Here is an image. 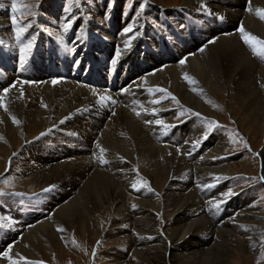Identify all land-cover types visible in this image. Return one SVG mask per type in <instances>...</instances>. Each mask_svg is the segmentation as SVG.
Returning a JSON list of instances; mask_svg holds the SVG:
<instances>
[{
  "label": "bare ground",
  "instance_id": "bare-ground-1",
  "mask_svg": "<svg viewBox=\"0 0 264 264\" xmlns=\"http://www.w3.org/2000/svg\"><path fill=\"white\" fill-rule=\"evenodd\" d=\"M152 1L167 5L158 0ZM176 1L185 8L209 2L213 22L216 23L221 14L227 23L224 30L211 32L207 42L201 44L203 51L196 46L189 48L188 53H183L180 57H185L182 59L184 64L178 62L177 52L170 53L167 48L169 43L159 36L162 48L153 47L144 57L145 63L139 68L135 67L133 76L128 70L132 60L126 57L127 61H121L111 57L110 53L112 48L124 47L129 38V32L122 31L126 20L121 10L117 12L118 9H115L110 20L104 22L106 27L99 26L100 19L93 18L91 24H88L100 44L95 42L93 46L88 37L85 38L84 30L70 36V39L75 37L82 41L81 44L72 43L69 54L65 56L72 61L70 68L64 64L63 59L60 64L55 63V58L47 53L45 64L39 62V67L38 62L33 60L31 65L21 69L17 67L15 59L10 62L6 56L5 50L10 52L9 48L1 49L0 86L16 83L20 78L24 80L16 83L23 84L22 90L19 91L20 88L14 85L13 90H8L4 96L0 93V167L5 165L6 159L12 158L20 164L19 174L32 183L36 191L54 185H57V191L43 208V211H48L47 215L32 214L24 222L16 215L12 217L13 220L9 219L11 223H7L8 232L0 236L1 251L8 255L0 258V264L10 263L19 255L38 259L35 252L40 237L64 245V226L70 227L73 224L77 227L78 219L83 225H88L90 218L97 212L116 211V215L120 216L128 209L132 198L144 210L127 214L124 224L130 226L129 231L128 226L122 222L112 223L114 230L119 232L117 241H127L130 252L127 257H115L113 264H124L127 258L129 264H140L145 255L153 253L167 240L174 242L170 254L174 260L183 264L202 263L206 260L203 241L232 239L238 229L233 219H228L233 215H229L222 225H216L218 217L228 213L218 212L221 207L224 208V205L216 207L219 205V192L215 193L218 194L216 196H210L216 186L213 184L208 187L214 182L208 178L209 175L227 172L223 164L215 163V157L223 156L228 143L225 138L213 134L206 138L208 131L201 124H194L193 127L190 124L195 122L192 121L182 124L184 121L178 118L179 114L174 109L177 106L187 107L202 115L214 116L211 96L221 101L219 93L227 92L231 93L247 114H257L255 122L260 124V119L264 118V58L255 55L252 47L244 42L240 28L264 40V20L255 12L256 9L264 10V0H250L249 5L247 0ZM0 11L3 12L4 7L0 6ZM135 24L139 26L140 21L138 24L135 20ZM0 31L4 33L1 22ZM184 46V43H179L177 48L182 50ZM126 54L122 53V57ZM153 57L154 60H151ZM113 61H116L115 64ZM153 61L156 67L151 63ZM62 70L66 73L67 81L64 83L62 80L64 84H61L58 80L54 85L53 78L64 77L60 72ZM113 70L116 71L115 79L111 77ZM94 75L99 76L98 81L92 77ZM131 76L134 78L128 82ZM36 77H43V82L39 86L37 83V87H31L29 83ZM123 82L124 86H128L126 91L122 90ZM95 86L105 89V94L99 95V98H104L102 102L117 98V106L112 109L99 108L98 95L93 88ZM169 93L175 100L168 99ZM80 108L83 111L88 109L89 112L80 117L77 114L78 117L70 121L66 130L63 126L67 135L60 137V140L54 139L51 147H46V143L44 148L39 149V153L33 149L20 152L19 158L12 156L23 142L56 126L60 120ZM158 120L163 123L157 124ZM165 125L173 126L174 130L171 128L172 132L168 133L170 127L165 128ZM194 143L196 145L192 147ZM201 143L202 149L196 153ZM58 149H61L60 152H57ZM188 154L192 156L187 158ZM101 159L106 162L101 163ZM136 168L155 184L161 182L158 193L163 190L167 203L164 205L165 210L169 213L168 209L172 208L169 232L162 233L156 220L158 211H161V204L154 199L157 196L142 192L136 195L137 182H141L140 177L137 178ZM180 178L186 182H175V179ZM224 189L220 192L221 198L226 194V186ZM237 203L231 205L239 207L242 204L246 207V213L251 211L243 201ZM151 235L158 236L151 239Z\"/></svg>",
  "mask_w": 264,
  "mask_h": 264
},
{
  "label": "rangeland",
  "instance_id": "rangeland-1",
  "mask_svg": "<svg viewBox=\"0 0 264 264\" xmlns=\"http://www.w3.org/2000/svg\"><path fill=\"white\" fill-rule=\"evenodd\" d=\"M158 1L163 5H167L162 6L152 0H17L18 12L16 14V19L18 24L28 25L21 40L17 41L11 22V0H0V6L4 7V11H0V22L4 27V33L0 31V33L2 32L0 34V51L1 49L5 50L9 48L8 50L10 52L5 50L6 56L9 58L10 62H14L15 59L17 67L20 68V48L28 43L30 39L34 38L31 52L27 54V61L24 67L31 65L33 60L37 61L40 67L46 63V54L49 53L52 55L51 57L55 58V63L59 62L57 64H60V61L64 60V64L70 68V62L72 61L71 59L67 60L65 56L68 51L71 50L72 43L80 42L81 44L82 42L80 38L75 39V37H71L70 39V36L73 33L76 34L78 31L84 30L85 38L88 37V41L93 46L100 44L99 40H97L93 34V28H88V24H91L90 21L94 18L101 20L99 26L106 27L104 22L110 20L114 15L115 9H118L117 12L120 13L121 10V15H124V21L126 20L124 23L125 27L122 31L124 30L123 32H126L128 28H131L132 31L129 32L126 45L124 47L112 48L110 53L111 57L119 58L121 61L124 59L127 61L130 58L132 61L129 64L128 70L134 76L136 68H139L140 65L145 63L144 57L152 51V48H162V44L159 42V36L163 37V39L169 43L167 48L170 53L175 54V51L177 52V59L178 62H180L185 58L180 56L183 53H188L189 48L199 46L198 49H201L203 47L201 44L207 42L213 30H224L225 27H227L226 18L221 14L217 17V19L219 18L218 21L216 23L213 22V19H211L212 13L209 2L204 1L205 3H197L195 7L185 8L179 6L180 4L176 0ZM246 2H249L248 5L250 4V0ZM141 7L143 11H141ZM125 17L127 19H125ZM129 17L132 19L129 20ZM141 18H143V20ZM135 20L138 24L140 21L139 26L135 24ZM141 21H144V23L142 24ZM66 23L71 24L68 32L63 31ZM179 43L185 44L182 50H178L177 48ZM130 48L131 50L128 51ZM126 52L128 54L122 57V53ZM151 60H154V57ZM39 62H43V64L41 63L40 65ZM90 62L94 64L93 61ZM66 63H68V65ZM151 63L154 67L157 66L155 61ZM118 65L121 66V63L118 62ZM119 66L116 67V70H118ZM98 67H100V64ZM44 69L46 70L45 67ZM60 72L62 75L64 74V77L60 76V78H53V80H60L59 82L64 84L67 81L65 77L66 73L63 70ZM115 75L116 71L113 70L111 77L115 79ZM92 77L97 81L99 79L98 75ZM36 78L30 83H27H29L31 87H37V83L39 86L43 82V77ZM129 78L128 82L134 77L132 78L131 76ZM19 80L22 82L24 79L20 78ZM20 81H16V83ZM16 83H7L3 84L4 86H0L1 95L4 96L8 90H13L14 85H17L16 87L18 89L20 88L19 91L22 90L23 84ZM124 85L125 83L123 82L121 87H124L122 90L126 91L128 86ZM93 88L98 95L97 106L99 108L112 109L117 106V98H111L110 101L102 102L104 98H99V95L100 93L105 94L103 91L105 89H101L100 87L97 88L96 86ZM5 89H7V91H4ZM168 97V99L173 100L172 97L174 96L169 93ZM219 98L221 101L213 96L210 98L212 110L215 113L214 116L202 115V113L198 111H193L187 107L181 106H177L174 110H177L179 114L178 118H182V121H184L182 124L192 121L195 122L190 124L192 127L194 124L196 126L199 124L203 125L205 131H208L206 138L210 137L208 135L213 134L226 139L228 145L224 148V154L223 156L220 155L215 157V163L223 164L222 166L226 167L227 172H216V174L208 176L209 179L211 178V180L214 181L211 185L214 184V186H216L210 196L219 194V206L224 205V208L221 207L218 212L222 211L221 213H228L224 217L221 215L218 219L216 218L217 221H219L216 225L220 226L225 220L230 218L231 220L233 219L232 222H235L234 224H236L238 229L236 228L237 230L233 234L231 240L218 238L217 240L214 239V242L206 241L204 243L203 241L202 249L203 252L206 250V260L202 263L193 262L187 264H264V118L260 119V124H257L255 122L257 114H247L237 103L236 99L232 98L231 93L220 92ZM165 99L167 100V98ZM185 109L190 111H185ZM85 112L88 113V109L83 111V109L80 108L70 113L68 115L69 117L67 116V118L65 117L66 119H62L63 121L60 120L56 126L54 125L44 131L45 133L41 132L34 139L23 142L21 147L18 150L16 149L17 152L12 156H14V158H19L20 152H28L33 149L36 153H39V149L44 148L46 143V147H51L55 140H60L67 135V131L65 132V130L67 125L70 124V121L73 122L75 117L84 116ZM63 126L65 127L63 128ZM171 128L173 129L174 127H170L167 130L168 133L172 132L170 131L172 130ZM59 129L62 130L60 131ZM59 132L63 133L58 135ZM195 139L197 140L196 137ZM41 145L44 146L41 147ZM194 145H196V143H194L192 147ZM37 146H40V148L37 149ZM29 147L33 148L31 149ZM201 149L202 143L197 146L196 153ZM60 150L61 149H58L57 152H60ZM191 156L192 154L186 155L187 158ZM137 169L138 168H136L137 178L140 177L141 182H137L138 186L135 188L136 195L142 192L144 194L150 193L149 195L154 194V197L157 196L154 199L161 204V208H158L161 211H158L156 220L159 222L162 233L166 231L169 232L168 224H170L172 220L170 214L172 208H167L169 213L165 210L166 207L164 205L167 203L163 196V190L158 193V186L161 185V182L159 181L155 184V182L147 179L148 177L144 176L143 173ZM19 171L20 164L12 158L6 159L5 165L0 167V236L8 232L7 223L14 215L21 218V222H24L26 218L32 214L39 215L45 213V215H47L48 211H43V208L46 207L47 201L49 202L57 191V185L45 188L49 189V191H44L45 189L36 191L33 184L27 182L26 179L19 174ZM175 182L183 184L186 180L180 178V180L175 179ZM225 186L226 194L231 192L232 195L229 196L225 194L224 197L221 198L220 192L225 190ZM216 192L219 193L215 194ZM213 199L214 198L210 200L212 201ZM239 201H243L246 206H249L251 211L246 213L244 211L246 207L242 204L239 205V207L237 205H231L234 202L239 203ZM140 209L144 210L143 207L137 204L132 198L128 204V209L120 216L116 215V211L97 212L90 218L88 225H83L82 221L78 219L76 222L78 224L77 227L73 224H71V228L68 226L63 227L62 232L65 238L64 245L60 246L57 241L42 236L39 238V244L35 252L38 259H28L19 255L16 259L12 260L13 263L5 262V264H113L112 261L115 257L119 255L127 257L130 252L127 241L123 239L117 241V234L119 232L116 229L114 230L112 223L122 222L124 226H128L127 230L129 231L130 226L126 223L124 224L128 217L127 214L130 212H138ZM1 210L5 211L1 212ZM231 214L233 216L228 217ZM246 214L248 215L245 216ZM48 215L50 216L51 213ZM161 232L160 234H162ZM154 236L158 235H151V239L155 238ZM162 238L164 240L165 236ZM173 243L169 240L162 243V246L154 249L153 253L145 255L140 264H183L171 258L170 254ZM2 254L3 251H1L0 247V258L4 256V254ZM125 261L124 264H129V258L125 259Z\"/></svg>",
  "mask_w": 264,
  "mask_h": 264
},
{
  "label": "snow or ice",
  "instance_id": "snow-or-ice-1",
  "mask_svg": "<svg viewBox=\"0 0 264 264\" xmlns=\"http://www.w3.org/2000/svg\"><path fill=\"white\" fill-rule=\"evenodd\" d=\"M141 11H143V8L141 7ZM249 11H251V7H249ZM11 12H12V16H11V22L13 25V31L15 32V38L17 41H20L22 36L24 35L26 28L28 27V25H22V24H18V21L16 19V14L18 12V8H17V0H11ZM256 14L259 16L260 19L264 20V10L262 9H256L255 10ZM71 27L70 23H66L64 26V32H68L69 28ZM127 32L132 31L131 28L126 29ZM240 32L242 33V38L244 39V42L246 44H249L250 47H252V50L254 52V54L256 55H260L262 56V58H264V40H259L258 38H256L255 36H252L248 33L244 32L243 27L240 28ZM33 39H30L28 41V43H26L25 45H23L20 48V68L23 69L25 66V63L27 61V54L31 52L32 49V44H33ZM257 46L259 48V51L257 49ZM201 51H203V48L200 49ZM116 61H113V64H115ZM184 60H181L180 63L184 64ZM187 78V77H185ZM58 81L53 80L52 83L55 85ZM4 91H7V89H5ZM163 91V90H161ZM173 100H175V97H172ZM185 111H190L188 109H185ZM14 123L16 122L15 120L13 121ZM157 124H162V121H156ZM168 127H173V126H169V125H165V128ZM101 152H103V149H101ZM101 163H105L106 161H104L103 159H101L100 161ZM213 185H208V187H212ZM54 187V186H53ZM133 187H135V185H133ZM138 190V189H137ZM44 191H49V189H45ZM226 195H232L231 192L227 193ZM216 207H219V205H216ZM11 223V221H9V224ZM5 256L8 255L7 252L4 253Z\"/></svg>",
  "mask_w": 264,
  "mask_h": 264
}]
</instances>
